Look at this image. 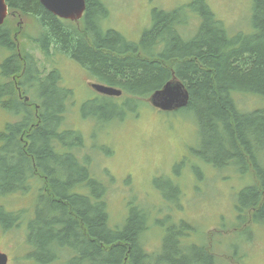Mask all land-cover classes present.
<instances>
[{
    "label": "trees",
    "instance_id": "obj_1",
    "mask_svg": "<svg viewBox=\"0 0 264 264\" xmlns=\"http://www.w3.org/2000/svg\"><path fill=\"white\" fill-rule=\"evenodd\" d=\"M5 1L21 18L34 20L38 35L25 36L39 45L46 59L51 51L72 58L89 77L127 95L118 102L117 97L95 93L83 102L85 119H121L138 98H148L173 77L179 79L188 103L170 112H193L204 139L202 156L211 165L220 169L232 163L251 176L239 194L241 218L247 210L252 222L264 223V105L242 111L233 97L234 92L264 97V0H251L250 32L234 35L205 0L167 11L155 7L150 27L137 42L104 27L109 12L103 0H85L78 22L55 16L39 0ZM190 11L199 23L184 38L181 29L190 23ZM13 30L5 21L0 26V46L9 52L1 62L0 105L18 116L0 132V195L26 192L37 175L43 178L38 207L27 221L30 256L37 264H216L207 245H192V251L182 246L184 223L175 228L173 242L170 234L164 237L162 252L153 259L142 244L148 212L134 202L125 220L111 225L108 187L92 175L91 156L81 150V133L64 127L72 89L58 86L62 78L54 67L42 75L35 56L19 51ZM16 73L27 101L17 97L11 78ZM169 184L173 198L179 189ZM5 213L6 227L23 219L21 211Z\"/></svg>",
    "mask_w": 264,
    "mask_h": 264
},
{
    "label": "rangeland",
    "instance_id": "obj_2",
    "mask_svg": "<svg viewBox=\"0 0 264 264\" xmlns=\"http://www.w3.org/2000/svg\"><path fill=\"white\" fill-rule=\"evenodd\" d=\"M103 1L109 12L104 27L113 28L127 40L137 42L143 30L151 25L153 8L172 10L191 0ZM205 1L229 35L250 32L251 0ZM193 16V11L188 12L191 21L181 29L184 38L195 33L199 19ZM22 19L19 31L17 17L5 19L6 25L14 28L11 36L19 51L35 56L42 75L56 68L62 78L58 86L72 89L64 127L81 133V150L91 156L88 160L92 175L108 187L105 199L111 225L121 224L132 205L129 203L134 202L148 212L149 228L142 244L146 252L153 253V259L162 252L164 237L170 234L173 242L175 228L184 223L186 230L181 240L187 250L207 245L214 253L216 264H264V223L252 222L247 210L241 218L243 205L239 194L249 184L251 176L232 167V163L219 169L203 158L204 139L193 112L163 111L153 107L148 98H138L139 103L121 119L83 118V102L96 93L89 83L99 81L63 55L51 51L46 59L39 45L30 40L38 35L34 20ZM8 54L0 46V73L1 62ZM233 95L242 111L264 105V97L256 94L234 92ZM126 96L122 93L117 97L118 102ZM14 119L15 115L0 105V130ZM169 183L179 189L173 198ZM43 184L42 176L37 175L26 192L0 195V252L8 256L7 264H37L30 256L26 233L27 221L34 217L39 187ZM4 211H21L24 218L18 226L6 227L9 217ZM58 263L64 264L63 261Z\"/></svg>",
    "mask_w": 264,
    "mask_h": 264
},
{
    "label": "water",
    "instance_id": "obj_3",
    "mask_svg": "<svg viewBox=\"0 0 264 264\" xmlns=\"http://www.w3.org/2000/svg\"><path fill=\"white\" fill-rule=\"evenodd\" d=\"M45 9L55 16L71 21H78L85 11V0H39ZM15 11H8V5L5 0H0V25L7 15L14 16ZM20 17V15H18ZM22 19L19 18V23ZM90 87L97 93L119 97L122 90L107 84L91 82ZM28 97H25L27 100ZM189 99L188 91L185 85L177 78L173 77L167 81L161 88L153 91L148 97L149 103L163 111H173L187 105ZM7 263V255L0 252V264Z\"/></svg>",
    "mask_w": 264,
    "mask_h": 264
},
{
    "label": "flooded vegetation",
    "instance_id": "obj_4",
    "mask_svg": "<svg viewBox=\"0 0 264 264\" xmlns=\"http://www.w3.org/2000/svg\"><path fill=\"white\" fill-rule=\"evenodd\" d=\"M8 5V4H7ZM15 16L14 17H17V18H19L18 17V15H20L19 13H17L16 11H15ZM19 58L21 59V57L19 56ZM68 58V60H72V61H75V60H73L72 58H69V57H67ZM66 58V59H67ZM76 62V61H75ZM77 63V62H76ZM79 64V63H78ZM80 65V64H79ZM81 66V65H80ZM12 79H14L15 81H14V84H13V86H14V89H15V91H16V94H17V97H18V99H20V100H24V101H27V100H25V97H26V95H24L23 94V92H22V90H21V87L18 85V82H17V80L19 79V75H18V73H16L15 75H13L12 77H11ZM0 80H4V77H2ZM16 120H18V116H15V119L13 120V121H11V122H6L5 123V125H4V128L6 127V125H7V123H13L14 121H16ZM3 130V129H2ZM2 130H0V132L2 131ZM40 188V187H39ZM23 218H24V216H22ZM9 259V258H8Z\"/></svg>",
    "mask_w": 264,
    "mask_h": 264
}]
</instances>
